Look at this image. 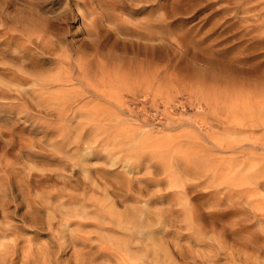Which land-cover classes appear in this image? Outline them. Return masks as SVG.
Instances as JSON below:
<instances>
[{
	"label": "rangeland",
	"instance_id": "obj_1",
	"mask_svg": "<svg viewBox=\"0 0 264 264\" xmlns=\"http://www.w3.org/2000/svg\"><path fill=\"white\" fill-rule=\"evenodd\" d=\"M0 264H264V0H0Z\"/></svg>",
	"mask_w": 264,
	"mask_h": 264
},
{
	"label": "bare ground",
	"instance_id": "obj_2",
	"mask_svg": "<svg viewBox=\"0 0 264 264\" xmlns=\"http://www.w3.org/2000/svg\"><path fill=\"white\" fill-rule=\"evenodd\" d=\"M64 16V15H63ZM56 24V23H55ZM53 25H54V23H53ZM20 80V79H19ZM38 84V83H37Z\"/></svg>",
	"mask_w": 264,
	"mask_h": 264
}]
</instances>
